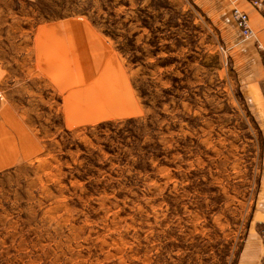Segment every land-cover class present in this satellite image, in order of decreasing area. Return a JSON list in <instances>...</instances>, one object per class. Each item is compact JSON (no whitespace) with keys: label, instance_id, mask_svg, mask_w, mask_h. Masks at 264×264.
I'll return each mask as SVG.
<instances>
[{"label":"rangeland","instance_id":"1","mask_svg":"<svg viewBox=\"0 0 264 264\" xmlns=\"http://www.w3.org/2000/svg\"><path fill=\"white\" fill-rule=\"evenodd\" d=\"M0 264H264V9L0 0Z\"/></svg>","mask_w":264,"mask_h":264},{"label":"built area","instance_id":"2","mask_svg":"<svg viewBox=\"0 0 264 264\" xmlns=\"http://www.w3.org/2000/svg\"><path fill=\"white\" fill-rule=\"evenodd\" d=\"M251 4L258 10L264 9L263 0H251ZM232 16L237 24L242 39L245 40L255 37V32L250 26L248 14L245 11L234 7L232 9ZM258 46L261 47L260 44H258Z\"/></svg>","mask_w":264,"mask_h":264},{"label":"crops","instance_id":"3","mask_svg":"<svg viewBox=\"0 0 264 264\" xmlns=\"http://www.w3.org/2000/svg\"><path fill=\"white\" fill-rule=\"evenodd\" d=\"M246 13L248 14V18H249V22H250V19H251V17L249 16V13L246 11ZM250 15H252V17L255 19V18H257V16L253 13V12H250ZM260 15V14H259ZM256 20L257 19H255L254 21H253V23H254V25H256ZM251 24V23H250ZM262 25V24H261ZM259 26V25H258ZM66 32H69V30H65V31H63L62 33H66ZM61 33V34H62ZM60 34V35H61ZM3 147H4V145H3ZM5 148V147H4ZM6 149V148H5Z\"/></svg>","mask_w":264,"mask_h":264}]
</instances>
